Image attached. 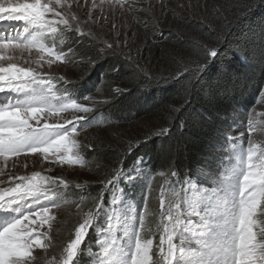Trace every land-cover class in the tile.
I'll return each mask as SVG.
<instances>
[{"label": "snow or ice", "instance_id": "obj_1", "mask_svg": "<svg viewBox=\"0 0 264 264\" xmlns=\"http://www.w3.org/2000/svg\"><path fill=\"white\" fill-rule=\"evenodd\" d=\"M118 3L92 0L89 10L88 0H0V216L5 221L0 227V264H41L42 259L43 264H84L94 243L100 244L101 253L90 264H121L122 254L126 264H264V142L253 139L250 119L246 144L233 146L236 163L227 171L221 172L218 163L220 129L202 147L194 175L192 169L176 167V154L184 147L177 141L166 162L146 172L139 206L133 201L130 210L124 209V185L134 178L125 161L152 137L171 135L174 125L179 134L184 120L130 140L122 150L103 152L97 146L102 138L97 143L80 139L96 117L94 107L82 103L92 101V95L74 97L72 68H88L109 56L123 58L114 72L123 65L141 67L129 41L137 26L148 27V13L159 20L168 8L161 2L156 16L151 0L119 8ZM258 3L264 5V0ZM233 7L243 11L234 12L225 4L209 11L205 3L197 25L200 42L193 45L196 58L185 60L169 77L142 70L137 81L117 84L114 98L131 88L186 75L187 103L171 109L182 112L211 61L235 50L232 29L256 4ZM142 159L137 157V166ZM9 161L11 168L25 171L8 172ZM58 169L71 170L73 179L50 175ZM157 177L162 178L160 185L169 183L173 199L166 208L163 195L159 200L157 227L163 231L159 259L153 261V239L144 233L151 232L148 218L157 215L149 206ZM65 214L74 221L59 258L49 260L54 232Z\"/></svg>", "mask_w": 264, "mask_h": 264}, {"label": "trees", "instance_id": "obj_2", "mask_svg": "<svg viewBox=\"0 0 264 264\" xmlns=\"http://www.w3.org/2000/svg\"><path fill=\"white\" fill-rule=\"evenodd\" d=\"M205 1L211 4L209 11L219 4L231 7L234 12L243 11L233 7L237 3H254L256 7L241 17L232 29L230 41L235 50L227 57H218L211 61L197 82L190 104L182 112H172L171 109H182L187 103L184 91L188 78L186 75L167 83H153L147 88H131L119 98H114V89L117 84L137 81L142 75V70L155 77H169L178 71L185 60L195 59L197 53L193 45L200 42V29L197 25L201 21L185 18L175 30L164 28L156 32L157 27H151L155 33L148 41L155 42L153 56H160L157 63L149 64L138 60L141 67L123 65L119 67V71L114 72L113 68L122 65L123 58L119 60L109 56L94 66L76 68L78 76L72 80V86L75 87L74 97L79 99L92 95V101L86 102L94 107L93 115L96 117L93 126L85 131L84 140L97 143L102 138V144L98 143L97 146L103 152L122 150L130 140L142 138L147 133L157 131L161 126H171L178 124L181 119L184 120L185 127L179 134L176 133L174 125L171 135L152 137L146 144H141L135 149L125 161V167L131 169L128 175L134 178L132 183L124 185L125 210H130L133 201L136 207L139 206L144 180L147 178L146 172L159 169L176 147L177 141L184 147L176 154V167L181 171L184 168L192 169L194 175L202 147L207 143L209 136L217 128L220 129L218 163L220 171L224 172L232 155L225 150L229 141L233 145H245L249 135L248 120L257 117L264 123V96L260 95L264 89V5H259L258 0ZM102 78L105 79L103 83ZM97 87L100 88L99 92H96ZM261 125H256L252 133L256 142H264V134L260 132ZM121 127L125 128L120 130ZM235 128L244 132V136H231L237 134ZM117 140L123 141V145L116 144ZM138 156L143 157L139 166L136 165ZM161 179L157 177L153 181L154 192L149 196V206L157 215L148 218L151 232L146 229L144 233L146 238L153 239V261L159 259L157 245L163 231L157 227L160 224L159 200L163 195L166 208L167 200L173 199L169 183L160 185ZM66 220L69 222L67 226L60 225L55 230V248L49 250L51 255L54 254L57 258L61 253V245L68 238L74 217L67 215ZM98 235L104 243L103 234ZM97 247L101 253L100 244H97ZM86 262L89 260L84 258V264H87Z\"/></svg>", "mask_w": 264, "mask_h": 264}, {"label": "rangeland", "instance_id": "obj_3", "mask_svg": "<svg viewBox=\"0 0 264 264\" xmlns=\"http://www.w3.org/2000/svg\"><path fill=\"white\" fill-rule=\"evenodd\" d=\"M82 2H83V0H82ZM97 2H99V0H97ZM147 2H149V0H145V3H147ZM151 2L155 4L154 12H155L156 16H159L161 2H164L168 5L167 11L165 12L164 16L160 17L159 20L154 19L152 13H148L147 17H146L148 19V27L145 28L142 24L137 26V29L134 31L133 36H132L131 40L129 41L133 45V47L131 48L132 57L135 58L136 60L142 61L144 63H149V64L157 63L158 61H160V56H158V55L156 57L153 56V54L155 53V46L153 44L155 42L154 41H152V42L148 41L149 37L153 33H155L154 31H152L151 27H153V26L157 27V29H155L156 32L158 31V29H164V28L175 30V29H178L180 27V25L182 24V20L185 18H190V19L195 20V21H202V17L200 16V13L204 11L205 3L208 5V9L211 6V4L205 0H151ZM91 3H92V0H88V9L89 10L91 9ZM129 3H131L133 5H138L139 0H119L117 7L119 8V7H121V5H128ZM181 4L184 5L185 7L184 8H179V7L173 8L174 5H181ZM80 11L83 13L84 8L81 7ZM173 13H175V14H173ZM121 19H123V17H121ZM147 44H149V45H147ZM61 47H64V45H61ZM137 49H139V54H137ZM26 55L27 54H25V56ZM20 62L22 63V61H20ZM70 75H71L72 80L78 76V70L76 69V67L72 68ZM82 103H85L86 105L89 106V104L86 101H82ZM251 121H253L252 122L253 128H256L257 127L256 125L260 126L263 123L262 120L260 118L257 119V117L255 119L254 118L251 119ZM123 128H125V127H121L120 130H123ZM235 131L237 134H235V136L233 134H231V136L236 137V138L241 137L239 135V133L242 131L237 130L236 128H235ZM260 132H263V134H264V123H263V125H261ZM85 133L86 132H82L80 134V139L84 142H85V140H84L85 139L84 138ZM257 142H259V141L257 140ZM233 146H234L233 143L230 141H229V145L225 146L226 147L225 150L228 151L229 153L231 152V154H232L231 158H229L230 164H229L228 168L236 163V161L233 157V152L235 151ZM21 159H23V157H21ZM227 169H225L224 172L227 171ZM32 170H33L32 162H31V160H29V168L27 169V171L31 172ZM77 170H78V166H77ZM7 171L8 172L22 173L25 170L23 168H20V169L11 168V161H9V168L7 169ZM53 174L54 175H63L70 180L73 179V174H72L71 170L60 171L58 169L55 173H50V175H53ZM134 177H135V175H134ZM0 211H2V210H0ZM66 218H67V215L64 216V220H66ZM4 222H5L4 218L2 216H0V227L3 226ZM68 224H69V222H67V220H66L63 223H61L60 225H63L65 227ZM165 247H166V245H165ZM37 251H39V249H37ZM99 253H100V250L98 249L97 244L94 243L92 256H88V255L84 256L85 260H89V262H86V263L90 264V261H92L93 258ZM47 258L49 260L52 259L51 253ZM41 264H43V259L41 261ZM121 264H126V256H124L123 254L121 255Z\"/></svg>", "mask_w": 264, "mask_h": 264}]
</instances>
